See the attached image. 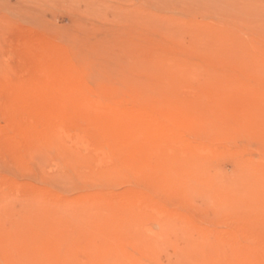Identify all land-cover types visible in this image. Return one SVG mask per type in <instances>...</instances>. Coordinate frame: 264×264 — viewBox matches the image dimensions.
Here are the masks:
<instances>
[{
	"label": "rangeland",
	"instance_id": "1",
	"mask_svg": "<svg viewBox=\"0 0 264 264\" xmlns=\"http://www.w3.org/2000/svg\"><path fill=\"white\" fill-rule=\"evenodd\" d=\"M261 105L264 0H0V264H264Z\"/></svg>",
	"mask_w": 264,
	"mask_h": 264
},
{
	"label": "bare ground",
	"instance_id": "2",
	"mask_svg": "<svg viewBox=\"0 0 264 264\" xmlns=\"http://www.w3.org/2000/svg\"><path fill=\"white\" fill-rule=\"evenodd\" d=\"M41 84H42V83H41ZM41 84H40V85H41ZM45 84H46V83H45ZM42 85H43V84H42ZM46 85H47V84H46ZM40 88H41V86H40ZM79 92H80V91H79ZM82 92H83V91H82ZM53 93H56V92H53ZM93 97H94V96H93ZM93 97H92V98H93ZM86 99H88V98H86ZM90 100H93V99H90ZM60 101H61V100H60ZM89 102H90V101H89ZM92 102H93V101H92ZM99 102H100V101H99ZM106 102H107V101H106ZM97 103H98V102H97ZM105 105H106V107H107L106 110H108V111L110 110V111H111V109H109V108H110V105H109V106H108L107 104H105ZM86 106H88V105H86ZM98 106H99V105H98ZM261 106H264V105H261ZM100 107H101V106H100ZM108 107H109V108H108ZM111 108H112V107H111ZM98 109H99V108H98ZM121 110H122V109H121ZM116 111H118V108L116 109ZM116 111H115V112H116ZM119 111H120V110H119ZM119 114H120V113H118V116H119ZM129 114H130V112H129ZM129 114H128V116H130V115L133 114L132 117L130 116V117H131V120H132V118H133V116H134L135 114L132 113V112H131L130 115H129ZM66 115H67V114H66ZM137 115H139V114H137ZM137 115H136V117H137ZM140 115H141V114H140ZM125 116H126V115H125ZM125 116L123 115V120L126 118ZM90 117H91V116H90ZM134 117H135V116H134ZM129 119H130V118H129ZM144 119H145V118H144ZM144 119H143V120H144ZM123 120H122V121H123ZM129 121H130V120H129ZM132 121H134V122H132ZM132 121H131L132 123L129 122V123H131V124L128 125L129 127H130V125L135 124V121H136V120H132ZM144 121H146V120H144ZM150 121H151V120H150ZM136 122H137V121H136ZM152 122H153V121H152ZM119 123H120V120H119ZM123 124H124V123H123ZM152 124L155 125V121H154V123H152ZM157 124H159V123H156V125H157ZM115 125H116V124H115ZM120 125H121V124H120ZM154 125H151V126L154 127V128H156L157 126H154ZM163 125H164V124H163ZM116 126H117V125H116ZM118 126H119V124H118ZM123 126H124V125H123ZM128 126H127V127H128ZM133 126H134V125H133ZM136 126H138V122H137ZM136 126H134L135 129H136ZM168 127H169V126H168ZM116 128H117V127H116ZM116 128H115V129H116ZM130 128L132 129V127H130ZM142 128H143V127H142ZM150 128H151V127H150ZM150 128H149V129H150ZM154 128H153V129H154ZM164 128L166 129V128H167V125H164V127H163V131L165 130ZM138 129H139V128H138ZM143 129H144V128H143ZM151 129H152V128H151ZM161 129H162V128H161ZM92 130H93V128H92ZM154 130H155V129H154ZM114 131H115V130H114ZM132 131H133V129H132ZM151 131H153V130H151ZM160 131H162V130H160ZM163 131H162V132H163ZM169 131L172 132V129L170 128V130L165 131V132H167V134H166V133H164V134L168 136V135H169V134H168ZM130 132H131V131H130ZM154 132H155V131H154ZM162 134H163V133H162ZM172 134H174V133H172ZM172 134H170V136H172L171 138H173V136H174V135H172ZM98 136H99V135H98ZM170 136H169V137H170ZM91 137H92V136H91ZM111 138H112V137H111ZM118 140H119V139H118ZM181 140H182V139H181ZM189 143H190V142H189ZM174 144H175V143H174ZM176 144H177V143H176ZM210 151H211V150H210ZM200 153H201V152H200ZM157 154H158V153H157ZM256 163H257V161H256ZM248 178H249V177H248ZM128 210H129V209H128ZM129 211H130V210H129ZM117 213H119V212H117ZM117 213H116V214H117ZM125 213H126V212H125ZM127 214H129V213H127ZM127 214H126V215H127ZM123 216H125V215H123ZM125 217H126V216H125ZM122 219H123V218H122ZM113 220H114V219H113ZM127 222H128V219H127L126 223H127ZM122 223H123V222H122ZM118 225H119V224H118ZM121 225H122V224H121ZM123 225H124V224H123ZM123 225H122V227H123ZM124 226H125V225H124ZM115 227H116V226H115ZM115 227H114V229H115ZM76 228H77V227H76ZM107 228H108V227H107ZM111 228H112V227H111ZM117 228H118V227H117ZM122 229H123V228H122ZM111 230H113V229H111ZM123 230H124V229H123ZM123 230H122V231H123ZM109 231H110V230H109ZM113 232H114V230H113ZM113 232H112V233H113ZM115 234H116V233H115ZM120 234H121V233H120ZM112 235H114V233H113ZM114 237H115V236H114ZM119 237H121V236H119ZM66 239H67V238H66ZM114 239H115V238H114ZM119 239H120V238H119ZM112 242H113V241H112ZM9 243H10V242H9ZM66 244H67V243H66ZM17 246H18V245H17ZM192 246H193V244H192ZM62 247H63V246H62ZM193 247H194V246H193ZM186 251H187V250H186ZM6 252H7V251H6ZM9 252H10V251H9ZM215 252H216V251H215ZM179 253H181V252H179ZM187 253H188V252H187ZM98 254H99V253H98ZM113 254H114V253H113ZM225 254H226V253H225ZM180 255H182V254H180ZM194 255H195V254H194ZM191 256H192V255H191ZM223 256H224V255H223ZM105 257H106V256H105ZM113 257H114V256H113ZM178 257H179V255H178ZM225 257H226V256H225ZM13 258H14V257H13ZM107 258H108V257H107ZM107 258H106V259H107ZM103 259H104V258H103ZM114 259H115V258H114ZM170 259H171V258H170ZM177 259H178V258H177ZM183 259H185V258H183ZM183 259H182V260H183ZM192 259H193V258H192ZM192 259H191V260H192ZM195 259H197V258L195 257ZM205 259H206V258H205ZM207 259H208V258H207ZM13 260H14V259H13ZM61 260H62V259H61ZM94 260H95V259H94ZM98 260H99V259H98ZM107 260H108V259H107ZM132 260H133V259H132ZM208 260H209V259H208ZM103 261H104V260H103ZM111 261H112V260H111ZM114 261L117 262V259L114 260ZM178 261H179V260H178ZM22 262H23V261H22ZM116 262H113V263H111V264H115ZM130 262H131V261H130ZM181 262H182V261H181ZM186 262H187V261H186ZM123 263H124V262H123ZM184 263H185V262H184ZM188 263H190V261H189ZM13 264H14V263H13ZM107 264H109V260L107 261ZM117 264H118V263H117ZM119 264H120V263H119ZM124 264H125V263H124ZM140 264H141V263H140ZM173 264H174V263H173ZM186 264H187V263H186ZM193 264H194V263H193Z\"/></svg>",
	"mask_w": 264,
	"mask_h": 264
}]
</instances>
